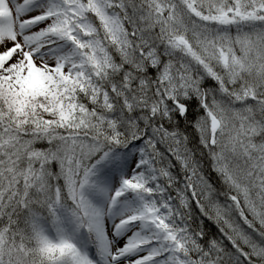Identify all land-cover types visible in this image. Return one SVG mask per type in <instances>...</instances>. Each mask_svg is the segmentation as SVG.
<instances>
[{
  "label": "snow or ice",
  "instance_id": "obj_1",
  "mask_svg": "<svg viewBox=\"0 0 264 264\" xmlns=\"http://www.w3.org/2000/svg\"><path fill=\"white\" fill-rule=\"evenodd\" d=\"M0 264H264V0H0Z\"/></svg>",
  "mask_w": 264,
  "mask_h": 264
}]
</instances>
